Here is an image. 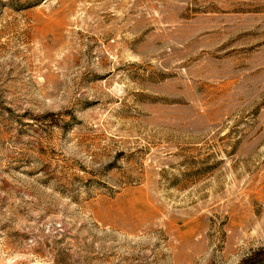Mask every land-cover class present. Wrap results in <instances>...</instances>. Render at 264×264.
Returning a JSON list of instances; mask_svg holds the SVG:
<instances>
[{
  "label": "rangeland",
  "instance_id": "374dc122",
  "mask_svg": "<svg viewBox=\"0 0 264 264\" xmlns=\"http://www.w3.org/2000/svg\"><path fill=\"white\" fill-rule=\"evenodd\" d=\"M0 264H264V0H0Z\"/></svg>",
  "mask_w": 264,
  "mask_h": 264
},
{
  "label": "trees",
  "instance_id": "16d2710c",
  "mask_svg": "<svg viewBox=\"0 0 264 264\" xmlns=\"http://www.w3.org/2000/svg\"><path fill=\"white\" fill-rule=\"evenodd\" d=\"M259 257H260V256H259ZM259 257H258V258H259Z\"/></svg>",
  "mask_w": 264,
  "mask_h": 264
}]
</instances>
